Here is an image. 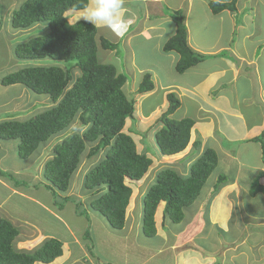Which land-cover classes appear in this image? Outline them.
<instances>
[{
	"label": "crops",
	"instance_id": "1",
	"mask_svg": "<svg viewBox=\"0 0 264 264\" xmlns=\"http://www.w3.org/2000/svg\"><path fill=\"white\" fill-rule=\"evenodd\" d=\"M230 1L125 0L128 9L125 18L129 24L125 35L117 36L104 26H95L103 38L117 45L113 51H102V58L104 63L112 62L110 64L119 73L126 74L127 93L136 96L142 76L149 73L155 89L145 93V96L155 95L164 103L166 95L174 93L181 103L179 109L184 97L192 102L176 119L191 118L194 121L187 146L190 156L184 160L197 158L205 147L212 148L217 154L218 163L220 159L223 164L217 178L223 176L226 181L219 192L213 196L210 193L205 195L207 198H202L196 209L190 206L176 226L163 219L164 203H161L155 213L156 235L153 238L144 237L141 233L140 204L136 210L130 201L126 222L120 231L112 230L102 217L88 209L89 219H86L87 225L85 223L79 238L71 224L60 214L63 209H47L39 200L24 192L26 188H17L12 182L9 184L10 180L6 177L0 176V192H3L0 218L9 220L19 229L14 243L16 250L30 252L52 238L62 243V254L50 264H264V238L259 239L260 235H257L256 239H250L252 234L247 231L241 235L251 225V217L244 216L243 229H239L236 237H228L236 199L242 191L250 195V184L257 177L258 184L264 186L262 56H259L256 47L250 52L245 49L239 51L238 47L233 46L235 40L232 44H229L231 39L223 45L217 42L225 30H230L232 36L237 37V28L242 30L241 25H246V19L243 22L245 14H241V21H237V16L245 11L248 0L238 9L236 2V12L225 10L214 14L209 7V2ZM91 4L92 0H89L88 5ZM176 11H180L184 17L188 46L204 56L203 62L182 75L174 72L179 56L175 52L163 51L164 44L175 35L176 26L171 15ZM80 13L70 11L67 18L76 22ZM208 14L218 22V37L214 40L206 35L208 25L205 19L207 21ZM201 33H205L206 37ZM250 35L249 32L245 34L240 43L243 45V39ZM252 35L255 36L253 32ZM119 47L122 56L119 55ZM195 141H199L197 149L193 147ZM3 149L0 163L5 155ZM3 171L16 175L6 168ZM29 181L34 182L32 177ZM260 195L264 197V194ZM72 196L70 191L64 199ZM21 199L50 214L57 230L43 228L30 217L9 207L15 200L21 204ZM80 210L75 207L69 215L76 219ZM205 217L219 233L218 241L216 244L213 242L211 249H207L202 242L208 222ZM254 221H261L258 224L264 228V217ZM86 231L88 236L84 237ZM256 234H261V231H256Z\"/></svg>",
	"mask_w": 264,
	"mask_h": 264
},
{
	"label": "trees",
	"instance_id": "2",
	"mask_svg": "<svg viewBox=\"0 0 264 264\" xmlns=\"http://www.w3.org/2000/svg\"><path fill=\"white\" fill-rule=\"evenodd\" d=\"M88 2L26 0L12 14L13 29L26 31L36 27L33 35L29 34L24 41L17 43L15 57L23 61L49 62L12 72L1 78L0 85H22L38 96H48L53 106L22 121H1L0 154L6 143L16 141V155L23 161L37 154L39 147L47 146L50 140L58 139V144L51 150V157L42 166L46 182L43 187L52 196L55 192L67 193L83 160L89 162L90 167L83 179L84 189L93 197L88 203L89 208L112 230L120 231L125 225L133 193L128 182L142 180L153 161L146 155L148 147L138 153L133 137L123 132L127 121L133 119L135 108L133 99L123 91L126 74L119 73L113 64L104 63L103 58L98 57L100 51H113L117 45L103 38L89 22L68 21V12L81 11ZM236 2H209V7L214 14L225 10L236 12ZM171 19L176 26L175 35L164 44L163 51L175 52L179 56L174 72L182 75L203 62L204 56L188 46L182 13H172ZM40 29H43L42 34L37 35ZM52 63H66L67 67ZM153 89L151 75L145 73L136 94ZM166 101L168 107L158 118L153 131L155 146L159 150L155 156L159 158L182 153L190 142L194 125L191 118L176 120L170 117L181 105L174 93L167 94ZM76 123L77 130L71 131ZM198 145L199 141L193 143L195 149ZM100 154V159L95 161ZM217 163L216 152L205 147L189 164L186 173L169 166L158 172L154 184L148 183L143 192L142 235L147 238L156 235L155 213L161 203H164L163 219L172 224L180 223L185 210L197 200ZM0 176L13 178L1 171ZM258 178L250 184L251 196L264 194V186L258 184ZM225 182V178L219 176L214 188L220 190ZM12 184L21 187L17 182ZM75 207L83 209L80 202ZM87 234L86 231L84 237ZM18 235V228L9 220L0 218V264H50L62 254V243L52 238L30 252L16 250L14 243Z\"/></svg>",
	"mask_w": 264,
	"mask_h": 264
},
{
	"label": "rangeland",
	"instance_id": "3",
	"mask_svg": "<svg viewBox=\"0 0 264 264\" xmlns=\"http://www.w3.org/2000/svg\"><path fill=\"white\" fill-rule=\"evenodd\" d=\"M24 1L26 0H0V80L2 77L12 72H16L21 68L38 66L40 64H47L45 62H49L48 60L39 62L23 61L18 60L14 55V49L17 43L24 41L25 37L33 35L35 33L33 30L36 29V27H34L31 30L19 31L13 29L11 26L12 14L20 8V5ZM244 1L246 0L237 1V9L242 8V4L244 5ZM242 13L245 14L243 22L246 19L247 23L246 25H241L243 27L242 30L237 28V37L232 36L230 30L227 29L225 30V34L220 35L217 42L219 45H223L226 44V41L229 39H231V42L229 44H232L233 40H235L233 46H236V49L238 47L239 51L240 49H245L246 52H250L253 47H256L259 56H262L264 75V0H248L247 2H245V11L241 12L237 16V21H239L240 19L242 20ZM66 16H68V13L66 14ZM208 16L209 17H207V21L205 19V23L206 25H208V33H206V35H209V38L214 40V38L217 39L218 37V22L216 18L210 16L209 14ZM68 21L69 23H75L73 22V20ZM42 31L43 29H40V31L37 32V35L42 34ZM248 32L251 35L249 38L243 39L244 41L242 45L240 41L242 40V37ZM252 32L253 34H255V36L252 35ZM201 35H203V37H206L205 33H201ZM102 53V51L98 53L99 58H102ZM119 55L122 56L121 47H119ZM52 64L61 66L63 68L67 67L66 63ZM125 86L126 85H124L123 87V91L128 98L133 99L135 108L133 119L127 121L123 132L129 133L133 137L138 153L144 152L145 148L148 147L149 152L146 150V155L153 161L148 173L142 180L137 183L128 182V185H130L133 190L131 202L134 203V207L136 210L139 209L137 207L140 204L142 217L143 192L147 188L148 183H150V185L154 184L156 174L167 166L176 169L181 173H186L189 168V164L194 159L189 158L184 160L186 157L190 156L188 148L185 149L182 153L170 157L159 158L155 156V153L158 154L159 150L155 146L153 131L156 129L155 124L158 118L162 113L166 111L168 107L167 101H164V103H162V101H160V97L158 99V97L155 95L145 96V93L140 96L139 94L135 96L134 93H127ZM189 102L190 101L185 99L184 97L182 102V106H184H181V108L170 117L172 119L179 118L182 110L187 109V105H189ZM52 106L53 103L48 96H38L32 93L30 90H27V88L22 85L17 84L8 87H3L0 85V122L6 119H16L22 121L28 119L31 116H35ZM77 126L78 123L71 127V131L77 130ZM68 131L70 132V129ZM57 144L58 139H52L48 142L47 146L39 147L37 154L22 161L16 155V141H10L4 145L3 151L5 150V155L2 159V162L0 163V170L4 172L3 169L6 168L11 173H16V175H12L14 179H9L8 177H6L7 180H10L9 184L11 182H17L19 185H21V187L26 188L24 192H28V194L32 195L36 200H39L47 209L51 211L63 209L62 213L60 214L67 220L68 224H71V226L75 230V233L80 238V234L84 230L85 223L87 225L86 217H88L89 219L88 209L90 210V208L88 203L93 200L91 193H86V190L83 187V179L86 174V169L90 167V165L89 162L83 160L80 168L74 174V177L70 183V189L67 193H65L67 195L68 193H70V191H72L73 196L71 198L68 197V200L65 201V194H61L59 192H55V196H52V194L45 187H43V184L46 182L43 180L42 166L43 163L51 157V150ZM100 157L101 154L97 158H95V161L99 160ZM222 165L223 164L220 163L219 159V163L215 169L216 171L214 170L207 179L206 184L202 188L199 197L191 205V209H196L197 203H199L202 198H207L205 195H209L210 193L213 196L219 192V189H215L214 185L216 183L217 174L222 169ZM31 177L33 178V183L29 181ZM242 192L243 193L239 198L236 199V202L234 203L235 207L233 208L231 214L232 220L228 237H236L239 233V229H243L245 224L242 223V218L245 216L249 218L251 217V225L248 226L247 230L242 231L241 235H245V233L248 232L252 234L250 236V239H256L257 235H260L259 239L261 237L264 238V228L260 224H258L261 221H259L258 223L254 221V219L256 218L261 219L262 217H264V197L260 194L251 196L246 191ZM2 193L3 192L1 191L0 198ZM82 193H85V195L81 196ZM77 196H79L80 198L77 199ZM89 197L91 198L90 200ZM79 202L82 204V210L85 211H83L82 213V210H80V212L78 211L77 218L75 219V217L72 218V216L69 214L70 210H73L75 208V204H79ZM9 207L16 209V211L26 217H30L33 221L43 226V228H47L48 230L53 231L57 230L56 227L54 228V222L51 219V215L41 211L39 207L30 202L21 199V204H18L15 200L10 204ZM128 209L129 206L127 210ZM189 211H187L185 215H187ZM205 220L206 222L208 221L207 217H205ZM174 225L176 226V224ZM258 230L261 231V234H256V231ZM59 233H61V230ZM218 235L219 233L216 228L211 227L208 221L205 224V233L204 237L202 238V242L207 249L212 248L213 242L216 244V241H218Z\"/></svg>",
	"mask_w": 264,
	"mask_h": 264
},
{
	"label": "clouds",
	"instance_id": "4",
	"mask_svg": "<svg viewBox=\"0 0 264 264\" xmlns=\"http://www.w3.org/2000/svg\"><path fill=\"white\" fill-rule=\"evenodd\" d=\"M127 12L125 0H92L91 5L82 8L76 22L83 19L94 27L104 26L117 36H123L129 30Z\"/></svg>",
	"mask_w": 264,
	"mask_h": 264
},
{
	"label": "bare ground",
	"instance_id": "5",
	"mask_svg": "<svg viewBox=\"0 0 264 264\" xmlns=\"http://www.w3.org/2000/svg\"><path fill=\"white\" fill-rule=\"evenodd\" d=\"M49 70V69H48Z\"/></svg>",
	"mask_w": 264,
	"mask_h": 264
}]
</instances>
